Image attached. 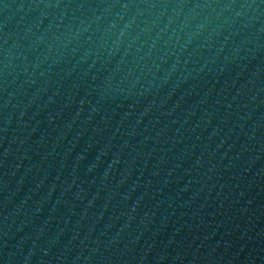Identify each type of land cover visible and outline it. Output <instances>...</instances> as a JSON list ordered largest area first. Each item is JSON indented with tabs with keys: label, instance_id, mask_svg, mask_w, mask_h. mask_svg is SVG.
<instances>
[{
	"label": "water",
	"instance_id": "obj_1",
	"mask_svg": "<svg viewBox=\"0 0 264 264\" xmlns=\"http://www.w3.org/2000/svg\"><path fill=\"white\" fill-rule=\"evenodd\" d=\"M0 264H264V0H0Z\"/></svg>",
	"mask_w": 264,
	"mask_h": 264
}]
</instances>
